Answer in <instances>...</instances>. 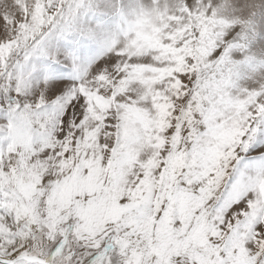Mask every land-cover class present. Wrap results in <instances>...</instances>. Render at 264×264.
Masks as SVG:
<instances>
[{"label":"snow or ice","instance_id":"1","mask_svg":"<svg viewBox=\"0 0 264 264\" xmlns=\"http://www.w3.org/2000/svg\"><path fill=\"white\" fill-rule=\"evenodd\" d=\"M0 264H264V0H0Z\"/></svg>","mask_w":264,"mask_h":264}]
</instances>
